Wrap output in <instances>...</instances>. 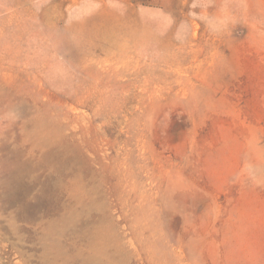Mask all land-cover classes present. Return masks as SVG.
<instances>
[{
  "label": "rangeland",
  "instance_id": "rangeland-1",
  "mask_svg": "<svg viewBox=\"0 0 264 264\" xmlns=\"http://www.w3.org/2000/svg\"><path fill=\"white\" fill-rule=\"evenodd\" d=\"M0 264H264V0H0Z\"/></svg>",
  "mask_w": 264,
  "mask_h": 264
},
{
  "label": "bare ground",
  "instance_id": "bare-ground-1",
  "mask_svg": "<svg viewBox=\"0 0 264 264\" xmlns=\"http://www.w3.org/2000/svg\"><path fill=\"white\" fill-rule=\"evenodd\" d=\"M9 96V95H8ZM11 100H13V99H11ZM18 105V104H17ZM55 142V141H54ZM65 154V153H64ZM47 158V157H46ZM50 158H54V157H50ZM5 159V158H4ZM9 159V158H8ZM48 161V160H47ZM65 162V161H64ZM4 163V162H3ZM5 164V163H4ZM19 167V166H18ZM17 168V167H16ZM2 173V172H1ZM22 177H24L23 176V174H22V172L21 171H19V172H15L14 174H13V182H14V184L16 185V186H18L20 183H21V180H22ZM14 184H13V186H14ZM58 220V219H57ZM52 221V220H51ZM50 221V222H51ZM58 223V222H57ZM55 225V224H54ZM53 225V226H54ZM50 226V225H49ZM53 226H51V227H53ZM50 227V228H51ZM54 228V227H53ZM54 231V230H53ZM49 234V233H48ZM54 239V238H53ZM52 239V240H53ZM59 251V250H58ZM61 252V251H60ZM63 252V251H62ZM47 253H49V252H47ZM59 253V252H58ZM50 254V253H49ZM57 254V253H56ZM60 254V253H59ZM47 255V254H46ZM55 256V255H54ZM56 258V257H55Z\"/></svg>",
  "mask_w": 264,
  "mask_h": 264
}]
</instances>
